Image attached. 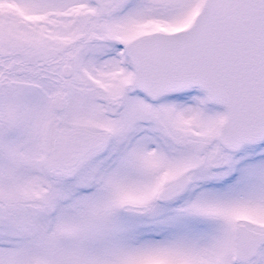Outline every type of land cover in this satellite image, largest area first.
I'll return each instance as SVG.
<instances>
[{"label":"snow or ice","instance_id":"6c2138e0","mask_svg":"<svg viewBox=\"0 0 264 264\" xmlns=\"http://www.w3.org/2000/svg\"><path fill=\"white\" fill-rule=\"evenodd\" d=\"M0 264H264V0H0Z\"/></svg>","mask_w":264,"mask_h":264}]
</instances>
